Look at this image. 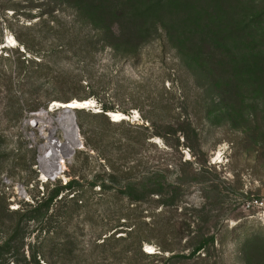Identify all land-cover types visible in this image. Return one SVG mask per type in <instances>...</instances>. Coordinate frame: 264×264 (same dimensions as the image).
<instances>
[{"label": "rangeland", "instance_id": "obj_1", "mask_svg": "<svg viewBox=\"0 0 264 264\" xmlns=\"http://www.w3.org/2000/svg\"><path fill=\"white\" fill-rule=\"evenodd\" d=\"M86 100L41 179V147L66 140L33 115ZM70 183V222L8 211ZM0 223V264H264V0H0Z\"/></svg>", "mask_w": 264, "mask_h": 264}, {"label": "trees", "instance_id": "obj_2", "mask_svg": "<svg viewBox=\"0 0 264 264\" xmlns=\"http://www.w3.org/2000/svg\"><path fill=\"white\" fill-rule=\"evenodd\" d=\"M29 62L28 59H25L23 61V65L26 66V63ZM103 111L105 113H109V112H114V107H110V106H104ZM73 187L72 183L67 184L66 186H62L60 188H56V190H54L51 193H45L43 194L41 197H38L35 200V204L30 205L31 208H33L32 210H28L26 212L23 211H14V210H10L8 209V211L13 215V216H18V218H31L35 221L37 220H43L45 217L49 216V212L52 210V208L54 209V214L50 215L48 217V224L49 222H52L56 219L58 220H62L65 222H70L71 219L73 218V215L76 211L80 210L83 208L84 206V202H83V194H74L73 197H71V193L69 195H64L62 196L60 199H58L59 195H60V191L63 189H68L71 190V188ZM2 224L0 223V226ZM60 226V225H59ZM124 225H121L119 221L113 223H110V225L106 226V228H104L102 230V232L99 234V236H103L104 232L108 231H114L110 233L106 238H104V241L102 244H108V246L112 247L109 249L110 254L113 251V248L118 249L121 247L122 242H124L126 239H123L122 237H118V230L120 227H122ZM51 228V227H50ZM49 228V229H50ZM18 231L19 229L16 231V234L14 236H18ZM134 230L129 231L128 236L133 237V235L135 233H133ZM47 233H49V236L51 235V231L49 230ZM53 234V233H52ZM56 235V238H55ZM61 235L60 232H55V234L53 235V238L50 241V244L53 243V240H57L55 247L58 251L59 254H68L70 252H72L73 249H71V246L73 243L70 242L69 239H61L59 238ZM134 240V243L137 244L139 252L143 255V256H148L147 253H145L142 250V244L143 242H145V240L143 239H139L138 237H133L132 238ZM97 241V240H96ZM99 244V243H97ZM215 244V241L213 238H203L201 240H199L197 242V244L195 246H193V250H191V255L189 256L191 257H196V256H200L201 254H203L204 252L209 250V247L211 245ZM44 245V243L42 244ZM118 247V248H117ZM1 251V249H0ZM41 256V255H40ZM38 254H34L33 255V259H31L30 262H28V264H39L38 261V257H40ZM42 257V256H41ZM45 257V256H43Z\"/></svg>", "mask_w": 264, "mask_h": 264}, {"label": "water", "instance_id": "obj_3", "mask_svg": "<svg viewBox=\"0 0 264 264\" xmlns=\"http://www.w3.org/2000/svg\"><path fill=\"white\" fill-rule=\"evenodd\" d=\"M87 102L92 101H71L69 103H59V102H51L46 109H42L39 113L34 114L33 116L39 117L42 115H48V114H55L54 120L58 124V126L63 130L64 132V138L66 140L65 145H60L59 141L53 140L50 141V144H46L41 147L40 149V155H39V166L41 169V175L46 180H54L57 178L58 174H50V169L51 167L56 165V162L61 158L59 149L60 148H74L76 147L77 144H80V134H79V129L76 125L75 121V113L78 111L86 110L90 108L91 106L79 108L76 106H72V104H79V105H84ZM109 116V115H108ZM69 117L72 118L73 120V126L71 127V132L69 135H67L66 132V125L65 122ZM51 121V120H49ZM113 123H116L115 120H112ZM64 123V124H63ZM34 126L38 127L39 122L36 120L34 122ZM49 153V154H48Z\"/></svg>", "mask_w": 264, "mask_h": 264}, {"label": "bare ground", "instance_id": "obj_4", "mask_svg": "<svg viewBox=\"0 0 264 264\" xmlns=\"http://www.w3.org/2000/svg\"><path fill=\"white\" fill-rule=\"evenodd\" d=\"M90 104L87 102L86 104H84V105H79V104H72V106H76V107H82V106H89ZM65 122V125H66V132H67V135H69L70 134V132H71V127L73 126V120H72V118L71 117H69L66 121H64ZM64 124V123H63ZM51 137V136H50ZM49 140V139H48ZM50 141H53L52 139L50 140ZM50 141H48V144H50ZM49 154V153H48ZM61 159V158H60ZM63 159V158H62ZM62 164V163H61ZM60 164V165H61ZM59 170V168L58 167H56V166H53V167H51V169H50V174H57V171ZM45 179V178H44Z\"/></svg>", "mask_w": 264, "mask_h": 264}, {"label": "snow or ice", "instance_id": "obj_5", "mask_svg": "<svg viewBox=\"0 0 264 264\" xmlns=\"http://www.w3.org/2000/svg\"><path fill=\"white\" fill-rule=\"evenodd\" d=\"M148 251H152V249H148Z\"/></svg>", "mask_w": 264, "mask_h": 264}]
</instances>
